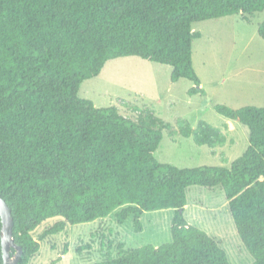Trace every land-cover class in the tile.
Wrapping results in <instances>:
<instances>
[{"label":"trees","instance_id":"16d2710c","mask_svg":"<svg viewBox=\"0 0 264 264\" xmlns=\"http://www.w3.org/2000/svg\"><path fill=\"white\" fill-rule=\"evenodd\" d=\"M261 12L264 0H0V196L12 209L19 264L67 224L115 212L121 224L133 216L141 232L145 211L169 208L170 242L93 264H230L220 243L185 216L194 185L223 188L251 264H264V107L215 105L249 128L247 149L230 168H181L154 155L163 130L174 132L170 122L151 113L136 121L79 96L109 60L129 56L172 66L173 82L189 79V94L205 95L193 64L202 34L193 23ZM258 34L264 40V19ZM178 123L198 145L225 142L217 127ZM54 217L62 220L35 239ZM1 229L0 216V264Z\"/></svg>","mask_w":264,"mask_h":264},{"label":"rangeland","instance_id":"374dc122","mask_svg":"<svg viewBox=\"0 0 264 264\" xmlns=\"http://www.w3.org/2000/svg\"><path fill=\"white\" fill-rule=\"evenodd\" d=\"M263 19L264 12L253 16L239 13L193 23V29L202 34L193 40V64L205 95H190L195 84L189 79L173 82L172 66L129 56L109 60L98 76L81 84L79 96L98 107L114 105L121 115L136 121L151 113L170 122L173 134L164 129L154 152L160 162L181 168H230L248 147L249 128L227 121L215 105L264 107V40L258 34ZM181 118L193 128L217 127L225 136L224 144L198 145L193 137L182 136L178 132ZM187 199L186 218L220 243L230 264L254 261L237 232L221 186H190ZM173 214L172 208L145 211L141 232L135 231L133 216L121 224L115 212L93 222L67 224L62 232L40 241L29 264H93L143 245L160 246L172 240ZM60 220L54 217L42 223L32 232L34 238L39 239Z\"/></svg>","mask_w":264,"mask_h":264},{"label":"water","instance_id":"95a60500","mask_svg":"<svg viewBox=\"0 0 264 264\" xmlns=\"http://www.w3.org/2000/svg\"><path fill=\"white\" fill-rule=\"evenodd\" d=\"M0 216L2 220V264H19L22 255V247L15 242L13 236L14 218L12 209L2 196H0ZM12 249L16 250L13 255Z\"/></svg>","mask_w":264,"mask_h":264},{"label":"crops","instance_id":"0c3cea01","mask_svg":"<svg viewBox=\"0 0 264 264\" xmlns=\"http://www.w3.org/2000/svg\"><path fill=\"white\" fill-rule=\"evenodd\" d=\"M227 121L237 122V121H233V120H230V119H229V120H227Z\"/></svg>","mask_w":264,"mask_h":264}]
</instances>
